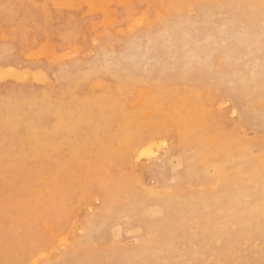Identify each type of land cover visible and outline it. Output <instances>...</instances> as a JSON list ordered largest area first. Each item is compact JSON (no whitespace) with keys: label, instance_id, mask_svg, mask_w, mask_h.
I'll list each match as a JSON object with an SVG mask.
<instances>
[{"label":"rangeland","instance_id":"1","mask_svg":"<svg viewBox=\"0 0 264 264\" xmlns=\"http://www.w3.org/2000/svg\"><path fill=\"white\" fill-rule=\"evenodd\" d=\"M0 264H264V0H0Z\"/></svg>","mask_w":264,"mask_h":264},{"label":"bare ground","instance_id":"2","mask_svg":"<svg viewBox=\"0 0 264 264\" xmlns=\"http://www.w3.org/2000/svg\"><path fill=\"white\" fill-rule=\"evenodd\" d=\"M92 7V6H91ZM137 21V20H136ZM138 24V23H137ZM165 40V39H164ZM2 72V71H1ZM5 76V75H4ZM28 76V75H25ZM22 77V76H21ZM25 78V77H24ZM28 78V77H27ZM21 79V78H20ZM149 145V144H148ZM151 145V144H150ZM145 150V149H144ZM143 149L141 151H144ZM138 159V158H137Z\"/></svg>","mask_w":264,"mask_h":264}]
</instances>
